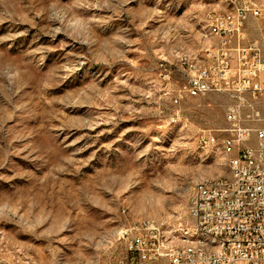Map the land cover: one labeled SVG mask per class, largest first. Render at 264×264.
I'll use <instances>...</instances> for the list:
<instances>
[{"label":"rangeland","instance_id":"374dc122","mask_svg":"<svg viewBox=\"0 0 264 264\" xmlns=\"http://www.w3.org/2000/svg\"><path fill=\"white\" fill-rule=\"evenodd\" d=\"M224 9L0 0V264H122L124 229L184 215L196 183L230 174L206 137L229 135L232 100L174 103L178 57Z\"/></svg>","mask_w":264,"mask_h":264},{"label":"built area","instance_id":"2783aa9c","mask_svg":"<svg viewBox=\"0 0 264 264\" xmlns=\"http://www.w3.org/2000/svg\"><path fill=\"white\" fill-rule=\"evenodd\" d=\"M230 4H238V11L230 12ZM206 18L221 43L204 45L197 59L178 57L185 79L174 103L210 93L232 100L226 112L230 127L219 130L229 135L206 137L228 152L230 174L192 188L194 201L184 215L147 218L124 229L122 264H264V5L225 0L224 10Z\"/></svg>","mask_w":264,"mask_h":264},{"label":"bare ground","instance_id":"6f19581e","mask_svg":"<svg viewBox=\"0 0 264 264\" xmlns=\"http://www.w3.org/2000/svg\"><path fill=\"white\" fill-rule=\"evenodd\" d=\"M252 5H264V0H252ZM238 11V4H230V12H237ZM215 13V12H213ZM220 13V12H217ZM207 29H206V37L209 38L210 42L208 43L207 48H215L216 44L221 43V34H218L216 32V28L214 26V23L212 20H207ZM197 57V56H196ZM191 59V58H190ZM227 158V164L229 167V154L228 152H223ZM207 184H216V178L215 179H205L198 183H196L193 188H199L203 186H207ZM189 201H194V192L191 193ZM168 218V217H165ZM151 221H158L156 219H150ZM147 219L139 222V223H146Z\"/></svg>","mask_w":264,"mask_h":264},{"label":"crops","instance_id":"0c3cea01","mask_svg":"<svg viewBox=\"0 0 264 264\" xmlns=\"http://www.w3.org/2000/svg\"><path fill=\"white\" fill-rule=\"evenodd\" d=\"M248 29H249V31H250V35L251 36H255L256 35V32H255V30L253 29V24L252 23H249L248 24Z\"/></svg>","mask_w":264,"mask_h":264}]
</instances>
